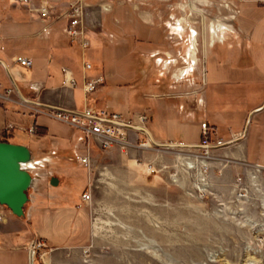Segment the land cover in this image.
I'll return each instance as SVG.
<instances>
[{
	"label": "crops",
	"instance_id": "obj_1",
	"mask_svg": "<svg viewBox=\"0 0 264 264\" xmlns=\"http://www.w3.org/2000/svg\"><path fill=\"white\" fill-rule=\"evenodd\" d=\"M85 3L86 18L92 28L91 45L87 49L66 35V19L45 20L19 3L0 0V140L8 132L12 134L13 142L22 143L14 140L17 130L36 136L49 133V127L39 123L34 115L41 114L62 122L50 116L45 108L23 101L18 88L29 100L72 111H81L85 107L108 108L130 118L137 112L147 111L146 127L152 139L162 144L202 143V123L206 122L212 142L223 145L240 138L250 119L245 137L231 144L240 146L239 154L243 153L248 162L264 166V0H232L237 9L234 25L229 32L212 34L214 39L204 53V71H197L202 79L192 84V92L184 93L169 92L172 88L187 89L188 85L183 80L173 84L163 77L161 69L158 70L160 62L171 63L176 50H168L167 35L158 34L155 13L150 8L141 7L134 0H86ZM140 24L150 30L145 38L132 36L127 31L130 26L131 31H138ZM179 35V39L182 38V34ZM126 40L134 46H148L145 82L152 92L144 99L152 97L154 103L132 105L131 92L124 94L122 91L127 85H133L135 79L125 74L114 61ZM109 46L112 52L106 61L108 55L104 50ZM176 48L184 58L185 49ZM16 55L31 57L32 68L17 63ZM85 61L91 62L93 67L84 69ZM179 73L183 74V71ZM101 75L105 76L104 82L86 94V78ZM129 88L135 92L134 86ZM9 89L14 91L9 92ZM31 128H34L33 132ZM127 132L132 142L147 139L133 130ZM75 137L72 149L61 148L56 153L64 157L81 153L75 149L76 134ZM119 148L115 145L103 150L92 143L90 151L80 155L88 154L93 160L96 155H116L129 166V160L122 156ZM124 150L129 155L139 151L153 152L149 147L135 146ZM32 151L34 160L35 151L54 153L44 149ZM53 159L51 156L49 163ZM91 167L94 170L92 163ZM49 172L48 176H53V172ZM89 172V183L75 202L64 201L61 194L52 192L46 185L42 187L48 191L43 194L33 190L32 186L24 217L5 211V218L0 221V264H87L91 261L88 250L96 244L100 231L94 221L93 191L88 188L92 172ZM55 177L59 183L62 181L57 175ZM41 180L49 182L48 179ZM88 190L92 198L85 203L82 195ZM35 239L44 240L47 246L39 251L32 263L29 246Z\"/></svg>",
	"mask_w": 264,
	"mask_h": 264
},
{
	"label": "rangeland",
	"instance_id": "obj_2",
	"mask_svg": "<svg viewBox=\"0 0 264 264\" xmlns=\"http://www.w3.org/2000/svg\"><path fill=\"white\" fill-rule=\"evenodd\" d=\"M134 1L155 13L158 34L167 35L168 50H176L171 63L162 61L157 67L173 84L183 80L188 88L169 92H192V84L202 79L197 71H204V53L214 36L229 32L234 25L237 9L232 0ZM68 2L61 0L58 9ZM88 25L90 41L92 28ZM127 31L145 38L150 30L140 24L138 31H131V26ZM176 47L185 49L184 58ZM111 50L110 46L104 50L106 61ZM147 52V45L134 46L126 40L114 60L125 74L135 78L133 85L122 91L131 92L130 103L136 106L154 103L152 97L144 99L152 92L145 82ZM34 117L49 127V133L36 136L17 130L14 140L31 149L56 152L72 149L76 134V151H89L84 134L79 130L77 134L73 126L41 114ZM169 144L172 146L151 145L148 147L153 152L135 155L119 148L129 166L116 155L101 154L91 159L94 170L88 188L93 191L94 221L100 233L88 250L91 261L87 264H264V166L248 162L243 153L239 154L238 144L219 148ZM30 164L26 168L36 176L33 190L40 194L48 191L42 187L46 185L71 203L89 183V169L78 161L77 153L55 155L48 168L41 160ZM50 170L53 176L49 177ZM54 175L62 179L58 185L50 183Z\"/></svg>",
	"mask_w": 264,
	"mask_h": 264
},
{
	"label": "built area",
	"instance_id": "obj_3",
	"mask_svg": "<svg viewBox=\"0 0 264 264\" xmlns=\"http://www.w3.org/2000/svg\"><path fill=\"white\" fill-rule=\"evenodd\" d=\"M15 3H19L25 6L31 13L37 14L42 19L57 18L66 19L67 24L65 31L68 37L72 41H80L83 48H87L90 45L88 38V21L86 18V3L85 0H70L64 7L58 9L61 0H10ZM14 60L21 66L27 69H31L33 66V59L24 55H16ZM92 65L88 61L84 62V69H91ZM70 81L75 84L73 78ZM104 81V76H98L96 78H91L85 80L84 91L85 93L93 92L97 87ZM13 89L9 90L12 92ZM47 113L64 122L67 123L77 130L81 131L88 143V150L90 151L92 143H95L101 149L106 150L119 145L122 149L128 147H148L153 145L149 138V131L146 124L149 120V115L147 111H141L134 114L132 118L118 113L114 110L104 108L97 109L95 107H85L81 111H72L58 108H45ZM204 131V139L199 145L209 148L212 146L210 140V130L206 122L202 123ZM128 130H133L136 133H141L147 137L145 141L138 139L136 142H132L128 138ZM31 132L34 128L30 129ZM169 144V143H168ZM222 143H217L216 145H221ZM77 159L80 163L86 166L91 171V158L87 155H77ZM35 163H38L35 162ZM32 164H27L26 167L29 168ZM83 201L88 203L92 194L88 190L82 195ZM5 208L0 206V221L5 218ZM46 242L42 239L33 240L32 244L29 246L30 257L33 261L39 254V251L46 248ZM47 264V263H46Z\"/></svg>",
	"mask_w": 264,
	"mask_h": 264
},
{
	"label": "water",
	"instance_id": "obj_4",
	"mask_svg": "<svg viewBox=\"0 0 264 264\" xmlns=\"http://www.w3.org/2000/svg\"><path fill=\"white\" fill-rule=\"evenodd\" d=\"M2 62V61H0ZM20 98L30 104L37 105L43 108H58L35 100H29L20 93L17 88ZM250 124V119L247 124L245 133L237 139L221 145L210 146L219 148L231 144L235 141L243 139ZM149 138L154 146H172L168 143L162 144L154 141L149 135ZM179 146L190 148H203V146L181 144ZM34 154L32 149L22 143L0 140V205L7 207L15 216H25V206L30 201L29 189L32 187L34 177L26 168L27 164L32 163ZM52 185H58V178L53 177L50 182Z\"/></svg>",
	"mask_w": 264,
	"mask_h": 264
},
{
	"label": "trees",
	"instance_id": "obj_5",
	"mask_svg": "<svg viewBox=\"0 0 264 264\" xmlns=\"http://www.w3.org/2000/svg\"><path fill=\"white\" fill-rule=\"evenodd\" d=\"M37 125L35 124V127H36ZM7 134H6V136L2 139V140H4V141H10V142H13L12 140H11V133H8V132H6ZM61 154H63V153H61ZM55 155H59V153H56V152H54V153H43V152H37V151H35V162H37V161H39V160H41V161H44V165H45V167H49V159L51 158V156H55Z\"/></svg>",
	"mask_w": 264,
	"mask_h": 264
},
{
	"label": "bare ground",
	"instance_id": "obj_6",
	"mask_svg": "<svg viewBox=\"0 0 264 264\" xmlns=\"http://www.w3.org/2000/svg\"><path fill=\"white\" fill-rule=\"evenodd\" d=\"M32 175H33V174H32ZM33 182H34V181H33ZM32 186H33V183H32ZM31 188H32V187H31ZM31 188H30V189H31ZM30 189H29V190H30ZM28 193H29V192H28ZM28 203H29V202H28ZM28 203H27V204H28ZM27 204H26V205H27ZM1 206H2V205H1ZM4 207H5V206H4ZM25 207H26V206H25ZM11 213H12V212H11ZM12 214H13V213H12ZM25 214H26V212H25Z\"/></svg>",
	"mask_w": 264,
	"mask_h": 264
}]
</instances>
